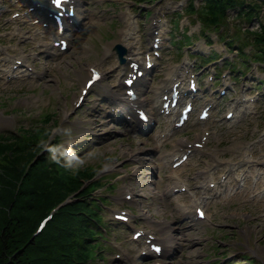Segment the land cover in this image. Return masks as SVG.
<instances>
[{
	"label": "rangeland",
	"instance_id": "374dc122",
	"mask_svg": "<svg viewBox=\"0 0 264 264\" xmlns=\"http://www.w3.org/2000/svg\"><path fill=\"white\" fill-rule=\"evenodd\" d=\"M257 1V17L240 21L231 10L220 32L207 31V41L199 34L197 17L183 12L187 0H81L73 18L78 23H67L59 35L48 26L51 11L45 1L0 0V132H15L50 112V123H56L47 144L58 137L56 152L69 153L72 165H99L97 177L104 176L111 187L91 194L106 198L99 201L103 236L97 240L102 248L95 264H264V182L255 184L264 172V83L259 82L264 81V61L251 58L245 67L237 62L236 70L225 62L237 53L235 44L226 48L227 39L244 37L234 35L236 26L258 30L264 24V3ZM37 2L43 6L30 10ZM183 34L190 41L179 47ZM64 37L69 48L62 51L54 39ZM118 43L125 47V62L114 50ZM243 47L253 57L255 47ZM199 54L213 57L206 63ZM149 55L154 66L133 84L158 108L147 127L127 121L128 110L116 104L131 105L111 91L123 82L131 59L144 66ZM93 68L102 77L82 95ZM173 70L177 76L168 74ZM192 76L199 87L196 109L184 124L170 128L177 118L160 113L155 91L174 80L187 89ZM206 103L212 105L210 116L200 119ZM228 111L233 115L227 117ZM93 124L99 125L96 131ZM134 125L144 131H135ZM180 141L196 149H179ZM183 151L186 158L181 159ZM195 204L207 218H195ZM121 211L128 222L115 217ZM167 225L172 252L142 255L150 249L149 233L152 241H168ZM135 230L147 235L135 239Z\"/></svg>",
	"mask_w": 264,
	"mask_h": 264
},
{
	"label": "trees",
	"instance_id": "16d2710c",
	"mask_svg": "<svg viewBox=\"0 0 264 264\" xmlns=\"http://www.w3.org/2000/svg\"><path fill=\"white\" fill-rule=\"evenodd\" d=\"M258 2L200 0L196 5L194 0H187L183 12L197 17L199 34L208 41L207 31L220 32L231 10L240 21L257 17ZM234 35L244 37L226 41L228 49L235 44L237 50L232 60L225 61L231 70L245 67V61L251 58L264 61V24L258 30L236 26ZM190 37L183 34L177 42L179 47L189 43ZM249 43L256 49L253 57L243 49ZM198 57L209 62L213 56ZM259 82L264 83L262 78ZM52 114L48 112L15 132H0V264H95L93 261L101 255L102 246L97 241L103 236L99 201L106 198L92 199L91 194L111 184L104 182V176L97 177L99 165L74 166L69 153H57L58 137L47 144L56 123H50ZM51 214L40 230V221Z\"/></svg>",
	"mask_w": 264,
	"mask_h": 264
},
{
	"label": "bare ground",
	"instance_id": "6f19581e",
	"mask_svg": "<svg viewBox=\"0 0 264 264\" xmlns=\"http://www.w3.org/2000/svg\"><path fill=\"white\" fill-rule=\"evenodd\" d=\"M41 1H45L46 3H47V5H48V7H50V11H55V13L56 12H58L60 9H61V11L62 10H65L66 11V9L65 8H60V7H57V6H54L53 4H52V2H50V0H41ZM80 1L81 0H73L71 3L73 4L74 3V5H76V7H78L79 6V4H80ZM63 3H65L66 1H62ZM34 5L36 6V8H41V6H43V5H41V4H39L38 2L37 3H34L32 6H31V8H34ZM47 7V6H46ZM77 9V8H76ZM48 21H49V24H48V26L49 25H52V20L51 19H48ZM153 26L154 27H156L157 26V23H155V24H153ZM57 33V32H56ZM157 36V35H156ZM57 38H55L54 39V41L56 40ZM58 40V39H57ZM127 49H128V51H130L131 50V46H129V45H127ZM136 61V62H139V60L138 59H131V61ZM133 61V62H134ZM140 64V63H139ZM141 65H142V63H141ZM119 65H116V66H113V67H115V69L118 67ZM146 66V61H145V65L143 66V67H145ZM139 69H141V68H139ZM133 69H129V71H132ZM100 73H101V71L100 70H98ZM97 71V72H98ZM92 73H93V71H91L90 72V77L87 79V80H89L90 78H91V76H92ZM168 74H170V76H177L178 75V73H177V71L176 70H173V71H170ZM101 76H102V74H101ZM129 76L127 75L126 77H125V79H127ZM101 78V77H100ZM99 78V79H100ZM99 79L98 80H96L93 84H95V83H97L98 81H99ZM125 79L123 80V82L122 81H119L118 82V86L116 87L117 89H116V91L115 90H112L111 91V93H112V95L114 96V97H116V98H118L119 100H121V101H125V102H131L132 104H134L137 108H139V109H144V110H146L147 111V113H148V115L150 116L149 117V119L147 120V121H150V120H152L153 119V114H157V112H158V108H157V106L154 104V99H151L150 97H140L139 95H138V92H137V97L135 98V99H131L130 98V96L127 94V91H125V90H127V89H130V88H133V86H131V87H127V85L125 84ZM87 80H86V82H85V84H84V87L83 88H85V86H86V83H87ZM176 81L174 80V81H170L169 82V84H167V83H164V84H162L161 86H159L157 89H159L158 91H155V95L157 96V97H159V98H162V100H164L163 99V95H165V94H168V96H170V94H171V89H172V86H173V84L175 83ZM125 89V90H124ZM167 89L169 90V92H167ZM143 92V90L141 91L140 90V92L139 93H142ZM78 99H79V97L77 98V101H78ZM171 99V98H170ZM116 106L117 107H122V104L121 103H118V104H116ZM173 119H175V118H173ZM176 121L178 122V119H175L174 121H173V124H172V127H170V128H175L176 126H177V123H176ZM150 125V124H149ZM98 124H96V125H92V127H91V129L92 130H94V131H96L97 130V128H98ZM133 129L136 131V130H138L139 129V127H137V125L135 126H133ZM144 131V129H142L141 128V131ZM179 144H180V148L179 149H181V148H183V149H186V152L189 150H194V149H196L195 148V144H189V145H187L184 141H180L179 142ZM264 146V143H262L261 144V146L260 147H263ZM237 148H240V147H238L237 146ZM177 151H179L178 150V148L176 149V150H174V151H172L171 153H170V155H172V156H174L175 154H176V152ZM184 153H185V151H183ZM250 159H248V160H245V161H249ZM148 161V160H147ZM256 161V160H255ZM255 161H253V162H255ZM263 165H264V161H263ZM207 170V169H206ZM205 173H207L206 171H204ZM220 179L223 181L224 179H223V177H220ZM248 179V178H247ZM246 179V180H247ZM246 180H245V182L244 183H246ZM264 172H263V174L258 178V180L256 181V188H257V184H261V183H263L264 181ZM222 184H224V183H222ZM221 184V185H222ZM209 185H212V183H210ZM227 188V185H225V188H223L224 190ZM172 189V191H173V188H171ZM170 192V191H169ZM169 192H168V195H169ZM126 195L127 194H130L129 192H126L125 193ZM204 201V199H202V201L201 202H203ZM196 205V206H195ZM194 206L195 207H198L197 206V204H195ZM196 209V208H195ZM195 216V215H194ZM130 218V217H129ZM195 218H198V217H196L195 216ZM203 218H207V216H206V212H205V215H204V217ZM194 219V218H193ZM129 220V219H128ZM164 234H165V236H164V239H168V241L166 242L165 240H164V242L162 241V242H157V243H159V244H162L163 245V247H162V250H163V252H164V249H166V250H168V252H172V249H173V247H171V246H169L170 244H169V241L171 240H173V238H167V237H170L171 236V234L169 233L170 231H171V228H170V226L169 225H167V226H164ZM135 232H136V230H135ZM150 234V233H149ZM185 234V233H184ZM149 237V236H148ZM190 238H187V237H185V240H189ZM154 242V241H153ZM148 252H150V253H152L151 251H148ZM162 252V253H163ZM162 264H165V263H162Z\"/></svg>",
	"mask_w": 264,
	"mask_h": 264
},
{
	"label": "water",
	"instance_id": "95a60500",
	"mask_svg": "<svg viewBox=\"0 0 264 264\" xmlns=\"http://www.w3.org/2000/svg\"><path fill=\"white\" fill-rule=\"evenodd\" d=\"M114 49L117 51L120 60L124 61V57H123V54L125 52L124 47L121 44L118 43V44L115 45Z\"/></svg>",
	"mask_w": 264,
	"mask_h": 264
},
{
	"label": "snow or ice",
	"instance_id": "6c2138e0",
	"mask_svg": "<svg viewBox=\"0 0 264 264\" xmlns=\"http://www.w3.org/2000/svg\"><path fill=\"white\" fill-rule=\"evenodd\" d=\"M55 2H56L57 4H59V3L61 2V0H55Z\"/></svg>",
	"mask_w": 264,
	"mask_h": 264
}]
</instances>
